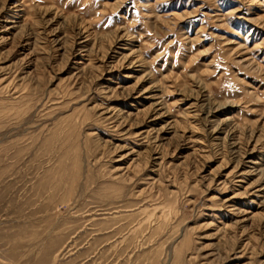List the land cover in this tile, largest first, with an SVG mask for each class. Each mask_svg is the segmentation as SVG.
Returning a JSON list of instances; mask_svg holds the SVG:
<instances>
[{"label": "rangeland", "instance_id": "374dc122", "mask_svg": "<svg viewBox=\"0 0 264 264\" xmlns=\"http://www.w3.org/2000/svg\"><path fill=\"white\" fill-rule=\"evenodd\" d=\"M261 188L264 0H0V264H264Z\"/></svg>", "mask_w": 264, "mask_h": 264}, {"label": "bare ground", "instance_id": "6f19581e", "mask_svg": "<svg viewBox=\"0 0 264 264\" xmlns=\"http://www.w3.org/2000/svg\"><path fill=\"white\" fill-rule=\"evenodd\" d=\"M89 38V37H88ZM123 39V38H122ZM122 42V40L120 41ZM125 47L126 45L121 48L120 50H125ZM120 54V53H119ZM123 55V54H122ZM133 55V51H132V54L129 53V55H127V57L125 58V61L128 60V63L130 64L129 67L127 68L128 70H131L129 71L127 74L124 75V78L126 79H133L135 77V72H140L142 71L143 69V66L142 64H140V60L138 61L137 59H133L132 57ZM140 59V58H139ZM117 66V65H116ZM118 67V66H117ZM108 68V67H107ZM111 68V67H110ZM107 71V70H106ZM110 72V71H109ZM112 72V71H111ZM110 74V73H109ZM110 76V75H109ZM148 76V75H147ZM108 77V76H107ZM144 79V78H143ZM141 79V80H143ZM112 80L109 78L107 80V82H111ZM145 81L146 83H148L149 85L147 87H144L143 89H141L140 92L137 91L136 94V97H131V99L134 100V102L131 104V108H133L135 111L138 110V106L141 105H146V104H149V106L147 107L148 110H150L152 113L154 112L153 114V117L151 118L150 122H149V134L150 133H157L159 135L161 134H166L167 133V129L171 130L173 129L174 127V121L171 122V121H167L166 119L168 118V114L164 112V108H163V103L160 101V97H159V89L157 87V85L155 84H152L148 81H150L149 79H147V77L143 80ZM141 82V83H144V82ZM154 83V82H153ZM141 85V84H140ZM139 85V86H140ZM143 87V86H142ZM106 90H108L109 88H105ZM133 88H131L132 90ZM131 94H129L130 96ZM128 99V98H127ZM144 107V106H143ZM146 108V109H147ZM143 110V109H142ZM140 111V110H139ZM138 111V112H139ZM148 111V112H150ZM131 114L130 115H133L132 112H130ZM110 116V115H109ZM108 116V117H109ZM111 120V119H110ZM169 120V119H168ZM166 121V125L163 126V127H158L162 122H165ZM121 124V123H120ZM148 133V132H145L144 135ZM143 136V135H142ZM145 138V137H144ZM143 139V138H142ZM142 141V140H141ZM249 160L246 162L249 166L247 167L248 171L243 173V175H254V174H257L259 172H261V169L259 167V162L255 161L256 159L254 158H248ZM259 175V174H258ZM256 193H259V194H263L264 193V188H261V189H258L256 191ZM233 211V210H232ZM234 213V211L232 212ZM245 222V221H244Z\"/></svg>", "mask_w": 264, "mask_h": 264}]
</instances>
